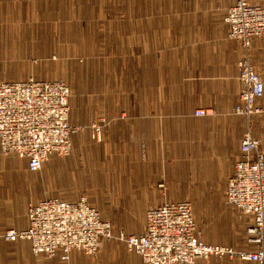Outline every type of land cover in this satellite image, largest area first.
I'll list each match as a JSON object with an SVG mask.
<instances>
[{
  "label": "rangeland",
  "instance_id": "rangeland-1",
  "mask_svg": "<svg viewBox=\"0 0 264 264\" xmlns=\"http://www.w3.org/2000/svg\"><path fill=\"white\" fill-rule=\"evenodd\" d=\"M181 2L0 0V81L31 77L64 80L71 90L70 122L80 127L73 134L71 152L51 155L37 172L29 171L24 160L0 153V264H64L57 256L35 254L25 239L11 241L4 237L7 230H21L28 225L30 203L50 197L72 202L84 195L101 217L111 222L114 232H143L145 214L155 206H147L146 199L135 194L130 199L121 197L119 192L124 189L119 184L126 174L132 177L137 156L133 149L141 145L144 156L150 144L126 141L118 136L122 131L108 128L115 123L166 122L169 96L175 102L179 100L185 85L195 88L188 103L197 106L196 79L190 83L183 79L199 73L182 64V44L167 33L173 23L169 12H179L173 6ZM253 2L264 6V0ZM196 8L195 3L190 6L192 11ZM156 14L158 18L151 17ZM244 54L243 50L235 59L238 70L237 62ZM253 66L261 75L258 66ZM178 106L181 108V102L174 105V111ZM198 110L185 116L175 114L170 121L196 128L200 122L196 116H204ZM233 111L227 116L242 118L246 132L253 134L254 128L264 127V111L250 117ZM94 123L102 125L99 140L93 137ZM193 140L190 148L196 152L197 140ZM127 149L131 154H126ZM161 155H157L158 160ZM186 156L163 154L167 162L159 163L156 197L162 201H189L205 242L248 249L245 230L238 233L233 224V207L226 201L227 180L202 179L196 154ZM126 165L132 167L131 171H125ZM101 251L119 254L109 260L112 264H142L141 257L120 238L106 241L96 254ZM71 253L86 256L78 250ZM123 253L129 254L120 255ZM82 258L72 264L93 263ZM212 258L218 259H202ZM220 259L233 264V259ZM103 261L108 260L96 262Z\"/></svg>",
  "mask_w": 264,
  "mask_h": 264
},
{
  "label": "built area",
  "instance_id": "built-area-1",
  "mask_svg": "<svg viewBox=\"0 0 264 264\" xmlns=\"http://www.w3.org/2000/svg\"><path fill=\"white\" fill-rule=\"evenodd\" d=\"M229 38L240 42L245 54L238 60L240 101L234 111L250 117L264 111L256 103L264 94V81L250 59L256 38H264V6L253 0H235L227 9ZM71 90L62 79L0 81V150L5 156L26 160L28 169L40 170L53 154L68 155L73 134L80 128L70 122ZM206 115L207 109H199ZM100 139L102 125L91 126ZM242 155L229 179L226 201L252 217L248 225L249 248L207 243L202 239L189 201H166L150 208L142 233L114 232L86 196L75 201L50 197L28 207V225L9 229L7 240L25 239L35 254L60 255L69 264L73 250L96 254L114 238L126 241L144 264H196L198 259L217 257L264 264V151L262 142L248 130L241 141Z\"/></svg>",
  "mask_w": 264,
  "mask_h": 264
},
{
  "label": "crops",
  "instance_id": "crops-1",
  "mask_svg": "<svg viewBox=\"0 0 264 264\" xmlns=\"http://www.w3.org/2000/svg\"><path fill=\"white\" fill-rule=\"evenodd\" d=\"M234 1L182 0L180 5L175 4L173 6L179 12H169V15L173 18V23L169 24V28L167 27V33L175 36L174 39L182 44V50L185 51L181 58L182 64L196 68L197 73H199L197 76L193 74L183 79V82L187 83L196 79L198 84L196 91L197 106L194 107L192 103H188V96L195 91V88L191 85H185L181 89L179 100L175 102L173 96H169V108L166 109V114L169 115H166V122L115 123L108 128L111 131L114 128L115 131H122L123 133L118 136L127 138L124 139L126 141L134 143L149 142L150 144L147 149L145 148L144 156L142 155L141 145L133 149L132 152H137V156H134L136 167H133L132 177L131 174L128 176L126 174L125 180L120 182L119 186L124 189L119 192L121 197H129L130 199V195H138L142 199H146L147 206H158L166 202V200H158L156 197L159 182L158 169H161L159 163H161V160L167 162L163 154L167 157L175 154L185 157H188L186 155L194 156L196 154L201 164L200 177L204 180H227V190L229 179L235 171V165L241 158V141L246 134V126L242 118L237 119L227 116L240 101L241 84L235 59L244 50L240 42L229 38L230 27L225 22L227 9ZM193 2L197 7L195 11L190 9V6L194 4ZM151 17L158 18V14ZM250 58L252 63L258 66L264 80V38L253 40L250 48ZM177 102H181L182 106L181 108L178 106L174 111V105L176 106ZM256 103L264 106V94L257 99ZM195 109H207L213 112L204 116L195 115L200 119L196 128L193 124L170 121L174 120L175 114L190 115ZM253 132L255 137L264 141V127L254 128ZM194 138L197 140L196 152L191 151L190 148ZM125 152L131 154L128 149ZM159 153L162 154L160 160L157 157ZM11 156H15L18 160H24L15 154ZM24 161L26 162V160ZM129 163H132V161L130 160ZM26 167L28 169L27 162ZM131 168L126 165L125 171H131ZM127 189L129 190L126 191ZM171 189L172 187L169 186V191ZM144 220L145 228L146 214ZM251 220L250 215L243 214L238 209L233 208V224H235L238 233H241L242 229L245 230V240L248 236V223ZM82 253L86 255L85 258H82L79 253L73 255L71 253L69 263L72 264V261L74 263L75 259L78 258H87L93 262L92 264H112L113 262L111 263L109 260L114 258L113 255L118 254L101 251L88 257V254ZM126 254L129 253L120 255ZM97 260L108 261L96 262ZM227 261L220 258L207 260L201 258L197 260L196 264H227ZM141 262L144 264L142 260ZM253 263L255 262L233 260V264Z\"/></svg>",
  "mask_w": 264,
  "mask_h": 264
},
{
  "label": "trees",
  "instance_id": "trees-1",
  "mask_svg": "<svg viewBox=\"0 0 264 264\" xmlns=\"http://www.w3.org/2000/svg\"><path fill=\"white\" fill-rule=\"evenodd\" d=\"M29 170V169H28ZM29 171H31V170H29ZM32 172H37V171H32ZM57 258L60 260V261H62L61 259H60V255H58L57 256ZM63 262V261H62ZM65 263V262H64Z\"/></svg>",
  "mask_w": 264,
  "mask_h": 264
}]
</instances>
